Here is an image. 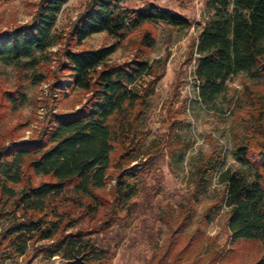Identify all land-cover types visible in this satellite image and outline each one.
<instances>
[{
	"label": "trees",
	"instance_id": "trees-1",
	"mask_svg": "<svg viewBox=\"0 0 264 264\" xmlns=\"http://www.w3.org/2000/svg\"><path fill=\"white\" fill-rule=\"evenodd\" d=\"M67 1L38 0L30 20L0 31V61L27 67L34 82L43 81L41 63L58 41L54 30ZM130 1L87 0L73 23L78 45L94 33L106 32L115 39L102 47L63 52L55 78L70 79V90L86 91V99L75 109L50 113L34 138L0 143V220L4 219L0 259L23 255L30 246L46 241L35 248L49 258L58 255L68 261L83 255L81 264H106L110 250L79 228L70 207L85 203L91 213L101 208L107 216L103 226L108 227L111 218L131 213L140 178L156 165L164 141L152 140L143 150L148 133L139 126L155 91V63L140 48L124 62H112L110 56L125 31H141L138 45L147 48L154 42L147 24L164 22L188 29L194 21L150 1L141 7H130ZM205 1L209 14L198 23L191 74L197 98L209 104L226 91L235 74L264 77V0ZM6 93L14 109L24 102V90ZM256 93L238 105V112L245 115L241 118L246 120L247 137L236 143L233 156L242 168H220L219 156L208 159L195 170L194 196L207 193L217 175L225 188L221 201L228 207L229 252L239 240L258 241L263 253L253 264H264V91ZM32 175L50 180L34 183ZM109 182L112 197L107 200L96 190ZM195 209V203L173 209L175 214L166 219L170 230L191 224ZM197 228L167 231L154 264L225 263L214 238Z\"/></svg>",
	"mask_w": 264,
	"mask_h": 264
},
{
	"label": "rangeland",
	"instance_id": "rangeland-1",
	"mask_svg": "<svg viewBox=\"0 0 264 264\" xmlns=\"http://www.w3.org/2000/svg\"><path fill=\"white\" fill-rule=\"evenodd\" d=\"M37 1L0 0V31L30 20ZM149 1L177 11L191 18L195 24L188 29L172 28L164 22L147 24L154 36L152 47L147 48L138 45L141 31H125L124 40L110 60L116 63L127 61L140 48L149 61L155 63V91L149 97V108L139 126L148 133L142 141L143 150L152 140H163L164 143L154 160L153 170L140 178V192L132 200L133 207L128 216L111 218L110 225L106 227L103 222L107 216L102 209L91 213L85 203L70 207L73 216L79 221V228L110 250L106 264H154L170 230L167 216L174 215V210L181 203H195L194 221L182 229L173 226L170 231L195 230L198 227L213 237L221 254H225V263L217 261L215 264H253L263 253L262 244L239 240L233 244L234 250L229 252L228 207L221 201L224 184H220L214 175L208 192L196 199L195 170L217 156L222 160L220 168H242L233 156L236 143L247 137L246 120L241 118L245 115L238 112V105L247 102L251 92L264 91V77L252 79L245 73L235 74L227 81L226 91L212 103L201 102L193 85L191 68L195 62L194 42L200 25L209 14L206 1L131 0L127 4L141 7ZM86 2L68 0L63 5L54 30L58 41L48 48L49 59L41 63L43 81L34 82L32 70L27 67L0 61V143L34 138L46 124L50 113L75 109L88 96L81 89L70 90L69 84H64L68 79L65 76L55 78L60 75L66 49L98 48L115 41L103 32L94 33L82 44H76L71 29ZM19 89L24 90L25 99L14 109L6 92ZM170 125L173 126L170 128ZM31 179L34 183L50 180L42 175H32ZM111 186L112 182H109L96 192L109 200L112 197ZM197 219L201 220L200 224ZM3 220H0V230ZM45 243L40 241L36 246ZM36 246H30L23 255L12 254L9 258L0 259V264H71L58 255L47 257L37 251Z\"/></svg>",
	"mask_w": 264,
	"mask_h": 264
},
{
	"label": "water",
	"instance_id": "water-1",
	"mask_svg": "<svg viewBox=\"0 0 264 264\" xmlns=\"http://www.w3.org/2000/svg\"><path fill=\"white\" fill-rule=\"evenodd\" d=\"M71 264H81L83 261V255L82 256H76L73 259L68 260Z\"/></svg>",
	"mask_w": 264,
	"mask_h": 264
},
{
	"label": "built area",
	"instance_id": "built-area-1",
	"mask_svg": "<svg viewBox=\"0 0 264 264\" xmlns=\"http://www.w3.org/2000/svg\"><path fill=\"white\" fill-rule=\"evenodd\" d=\"M64 82H65L64 84H70V79H67Z\"/></svg>",
	"mask_w": 264,
	"mask_h": 264
}]
</instances>
